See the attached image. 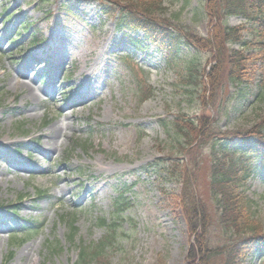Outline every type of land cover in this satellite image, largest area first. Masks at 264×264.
I'll return each instance as SVG.
<instances>
[{
  "label": "rangeland",
  "instance_id": "1",
  "mask_svg": "<svg viewBox=\"0 0 264 264\" xmlns=\"http://www.w3.org/2000/svg\"><path fill=\"white\" fill-rule=\"evenodd\" d=\"M154 1L160 3L157 18L188 26L198 35L212 38L213 43L218 23L206 16L208 0ZM215 3L213 0L211 6L215 7ZM23 22L31 25L29 30L40 37L39 43L30 46L27 32L15 33ZM65 24L79 30H66L80 39L69 47L70 60L60 69L55 67L54 76L50 67L44 66L38 75L29 73L32 82L26 81L35 91L52 81L54 84L49 94L40 93L41 102L35 109L21 106V93L9 75L29 55L55 61L50 41H59ZM225 24L239 28L244 40H250V24L244 19L229 16ZM114 27V18L96 0H0V141L18 139L14 146L5 145L6 156H0V205L13 206L0 208V264H73L77 243H95L106 232L98 220H107L116 194L114 188L120 183L134 187L127 194L131 201L120 225L122 245L112 249L111 264H184L194 234L183 213H179L183 208L180 199L192 191L194 201L214 213L208 186L210 148L206 137L199 136L192 147L177 151L178 137L174 130L167 132L162 121L208 115L209 125L216 124L220 132L227 133L246 131L264 118V95L257 99L255 88L244 91L240 87L245 85L227 82L214 107L211 104V109H204L196 99L195 86L179 82V74L186 77L191 73L192 80L198 76L193 65L197 70H211L216 57L214 44L212 50L182 47L178 64L172 65L165 62L164 53L156 51L155 46L146 45L141 53L133 51L123 33ZM130 34L141 37V32ZM103 37L113 44L104 48L96 66L93 58L100 50H94L84 68L77 56L85 48L84 38ZM222 47L226 50L225 69L232 65L230 50H245L229 42ZM105 58L110 66L105 75L101 73L98 99L78 106L76 120H71L66 104L76 95V88L84 87H80L83 78H78L77 72L95 67L100 70ZM148 86L152 93L142 102ZM55 122L67 125L70 137L63 141L55 157L46 160L33 151L35 139H28ZM1 147L0 143V152L4 149ZM18 156L24 158L22 162L17 161ZM160 159H168L167 165H183L189 175V188L175 178L177 175L163 176L160 170L142 169L148 162ZM34 160H41L42 167H36L38 162ZM91 187L102 190L94 194ZM245 189L264 232V170L253 173ZM176 200L178 207L173 204ZM28 222H33L31 230H37L34 236L23 243L10 244L12 228L19 229ZM70 222L77 228L76 244L69 241ZM15 236L21 239L24 234ZM52 244H57L59 251L50 255ZM242 264H264V245Z\"/></svg>",
  "mask_w": 264,
  "mask_h": 264
},
{
  "label": "trees",
  "instance_id": "2",
  "mask_svg": "<svg viewBox=\"0 0 264 264\" xmlns=\"http://www.w3.org/2000/svg\"><path fill=\"white\" fill-rule=\"evenodd\" d=\"M96 1H99L106 14L114 17L117 30L123 33L132 49H144L145 42L154 45L165 54V61L168 64H178L182 47L212 50L214 44L216 57H213L215 62L210 71L206 72L203 67L197 70V66L193 65V71L198 75L193 78L194 80L191 73L186 77L179 74V82L192 83L195 86L194 92L201 108L214 107L221 97L220 91L227 82L232 86L245 85L240 87L244 91L249 87L252 90L255 88L257 97L264 95V0H215V7L211 6L213 0H208L206 16L209 21L218 23L213 43L212 38L198 35L188 26L157 18L155 12L160 9L159 1L152 0L150 3L146 0ZM137 2L140 4L137 7L133 6ZM231 15L243 17L251 25L250 40L242 39L239 28L225 24L226 17ZM20 29L28 31V25L22 23ZM136 31L143 34L141 39L130 35ZM37 41V36H32L30 43ZM224 42L240 43L245 48L244 53L242 50L229 51L233 61L228 69L223 67L226 56V50L222 47ZM150 95L151 90L148 87L146 95L140 100L144 101ZM208 117V115H201L199 118L176 116L169 122L162 121L166 131L174 130L178 137L177 151L192 147L199 136L206 137L210 148L208 186L214 213L210 214L200 203L194 201L192 191L188 190V196L180 199L183 208L179 213H183L190 233L194 234L184 264H242L247 256L259 253L264 245V232L254 216L253 201L245 193L246 180L251 172L256 170L253 164L257 167L264 166V118L246 131L226 133L220 132L216 124L209 125ZM237 143L248 146H239ZM246 151L254 157L251 161H248L250 158ZM166 161L168 159L150 162L143 169L160 170L163 176L177 175L175 178L189 188V175L183 165L177 163L171 166L167 165ZM133 186L134 184L120 183L114 188L116 194L112 198L111 210L107 214L108 221L104 218L98 220L106 232L97 242L76 244L74 236L77 228L71 224L69 241L76 244L77 249L73 264H111L112 249L120 248L122 245L120 240L123 230L120 225L125 219V212L130 203V197L126 194L131 192ZM173 204L179 206L177 200ZM28 238H30L28 234L19 240L13 235L10 242L20 244ZM49 249L50 255L59 251L57 244H52Z\"/></svg>",
  "mask_w": 264,
  "mask_h": 264
},
{
  "label": "bare ground",
  "instance_id": "3",
  "mask_svg": "<svg viewBox=\"0 0 264 264\" xmlns=\"http://www.w3.org/2000/svg\"><path fill=\"white\" fill-rule=\"evenodd\" d=\"M63 32L61 33V38L59 41L51 40V48H52V55L56 56L55 61L48 60L46 61L42 56H39L37 54L29 55L26 59H22L18 62V65L14 68V72L10 74L9 80L14 86L15 89H19L21 93V106L26 105L28 109H35L40 100V93L49 94V92L52 89V85L54 84V81L50 82L49 84H46L42 86V88L39 89V91H35L32 89L31 85H28L27 81L32 82V78H29V73H32L34 76L38 75L39 68L41 69L44 67H50V71L54 75H57V69L55 67H58L59 69L62 68L64 65L67 64V62L70 60L69 56V47L71 45H74L80 41V39L76 36H72L66 32V30L71 31H79L77 28H72L69 25H64ZM84 46L85 48L78 53V57L84 62L83 67H88V60L86 58L94 51V50H100L95 58H93V65L96 66L100 59L102 52L104 51V48L108 45H112L113 42L108 40L107 38H91L86 39L84 38ZM52 66V67H51ZM109 62L105 58L101 61V68L98 70L97 67L94 69H88L86 70H79L76 74V76L82 77L83 82L80 83V87L83 85L84 87L82 89L76 88V95L74 98L69 101L66 104V107H70V119L75 121V113L79 110L78 106H82L86 103V101H94L95 99H98V95L101 91V85H100V78L101 73L105 75V73L108 72L109 69ZM49 72V71H48ZM28 77V78H27ZM78 86V84H77ZM30 100V104L27 103V101ZM61 113H65L64 109L61 111ZM69 127L63 123L55 122L52 125H50L48 128L41 131L38 136L36 137H29L28 141L31 139H35L36 145L33 151L41 156V158H45L46 160L49 159V157L53 158L57 154V151L60 149V147L63 145V141L66 140V138L70 137V132H68ZM18 139H12L10 142L0 141L3 151L0 152V156H6V146H11L13 144H17ZM24 144H27L28 142L23 141ZM22 156H18V162L23 161ZM142 161V160H140ZM36 167H42V161H35ZM40 162V163H39ZM92 190V187L90 188ZM99 190H102V187H99L98 189H93L92 192L96 194Z\"/></svg>",
  "mask_w": 264,
  "mask_h": 264
}]
</instances>
